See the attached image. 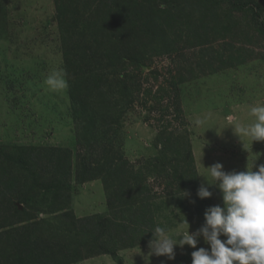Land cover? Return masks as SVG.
I'll return each mask as SVG.
<instances>
[{"label":"rangeland","instance_id":"1","mask_svg":"<svg viewBox=\"0 0 264 264\" xmlns=\"http://www.w3.org/2000/svg\"><path fill=\"white\" fill-rule=\"evenodd\" d=\"M55 68L67 89L45 85ZM260 105L264 0H0V235L113 254L72 264H192L188 245L148 257L151 230L175 239L223 206L197 195L208 167L264 165L234 129Z\"/></svg>","mask_w":264,"mask_h":264},{"label":"clouds","instance_id":"2","mask_svg":"<svg viewBox=\"0 0 264 264\" xmlns=\"http://www.w3.org/2000/svg\"><path fill=\"white\" fill-rule=\"evenodd\" d=\"M66 76L64 69L55 68L44 83L50 91L65 90L68 87ZM250 115L254 121L246 126L236 123L235 133L239 137H250L252 142L264 141V105L251 107ZM226 119L234 122L237 117L228 115ZM207 169L214 182L210 183L204 176L207 186L201 185L197 195L201 199L210 198L213 195L210 187H218L223 206L207 208L199 229L190 233L187 222V231L175 239L164 227H155L151 230L153 238L149 241L148 257L174 259L175 246L188 245L196 249L191 253L192 264H264V165L256 171L253 165L251 169L247 165L246 171L226 172L220 163ZM222 236L225 239L222 240ZM201 237L209 248H197Z\"/></svg>","mask_w":264,"mask_h":264},{"label":"trees","instance_id":"3","mask_svg":"<svg viewBox=\"0 0 264 264\" xmlns=\"http://www.w3.org/2000/svg\"><path fill=\"white\" fill-rule=\"evenodd\" d=\"M83 179H85V177H83ZM118 185L120 190L123 191V185L121 182H119ZM64 216L68 217L67 214H64ZM72 220L74 223L89 225L91 223L92 227L100 229L101 232H103L104 229H108V218L96 220L94 217L84 219H76L73 217ZM82 224L81 227L85 226ZM34 226H36V224H34ZM22 228H24V230L21 231L22 233L20 232V234L13 237L9 236L7 233H4L3 236L0 235V241L4 242V245L2 246L3 252L0 254V264H72L76 263L80 259L92 258L102 254L113 255L109 249L104 246H100L99 249L96 248V246H93L87 249V252L84 255L85 257L78 256L79 247L86 243V239L83 240V243L77 247L73 246L72 242L74 236L70 235L62 237V242L50 244V239L43 238L42 236L34 237L31 233L26 232V226ZM83 230L85 229L83 228ZM101 232H99L96 237L100 236ZM129 233V230L125 231V234ZM85 235L91 236V233L86 230Z\"/></svg>","mask_w":264,"mask_h":264}]
</instances>
